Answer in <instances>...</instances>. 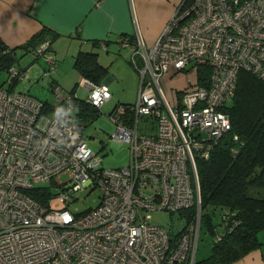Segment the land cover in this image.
Segmentation results:
<instances>
[{
  "label": "built area",
  "instance_id": "obj_1",
  "mask_svg": "<svg viewBox=\"0 0 264 264\" xmlns=\"http://www.w3.org/2000/svg\"><path fill=\"white\" fill-rule=\"evenodd\" d=\"M135 39L133 46L130 37L118 43L133 48L137 101L108 115L115 124L110 139L129 148L128 163L119 168L100 166L103 157L78 126L10 89L25 72L14 64L6 69L9 87L0 85V264L196 263L202 216L197 160H207L231 129L224 108L239 71L264 80V0H182L154 44ZM32 53L45 57L50 70L55 66L48 42ZM199 67L206 71L202 84ZM180 73L186 81L174 89L171 104L161 81ZM84 87L85 102L97 110L111 99L106 83L86 79ZM51 90L70 114L71 94L59 85ZM140 118L153 120V131L141 132ZM64 174L67 180L57 181ZM45 182L59 187L54 197L65 205L95 189L99 202L78 214L52 208L50 189L38 186ZM159 212L182 214L184 227L174 233L153 224L149 214Z\"/></svg>",
  "mask_w": 264,
  "mask_h": 264
},
{
  "label": "trees",
  "instance_id": "obj_2",
  "mask_svg": "<svg viewBox=\"0 0 264 264\" xmlns=\"http://www.w3.org/2000/svg\"><path fill=\"white\" fill-rule=\"evenodd\" d=\"M53 40L54 33L42 28L19 47L8 49L0 44V71L15 63L17 50L33 52L44 42L50 49ZM74 67L84 79L95 83H102L108 73L98 62L97 54L91 52H79ZM205 74V69L199 67L200 84ZM73 105L77 109L75 116L65 113L61 103H44L43 112L57 114L79 126L76 117H94L99 111L85 100L75 99ZM224 111L231 129L214 144L209 158L197 160L196 165L201 228L210 235L212 244L209 256L195 264H231L262 245L259 232L264 230V80L240 70L234 96ZM207 207L220 210L216 219L204 212Z\"/></svg>",
  "mask_w": 264,
  "mask_h": 264
},
{
  "label": "crops",
  "instance_id": "obj_3",
  "mask_svg": "<svg viewBox=\"0 0 264 264\" xmlns=\"http://www.w3.org/2000/svg\"><path fill=\"white\" fill-rule=\"evenodd\" d=\"M181 2L182 0H0V44L8 49L16 48L25 44L42 28H48L54 33L50 55L56 50L64 59L70 57L75 60L79 52L96 53L98 62L107 68L108 75L114 63H125L124 60H127L132 65L133 48L130 46L134 45L135 38L139 36L149 46L155 43ZM123 36L130 37L131 45L128 47L119 46L118 40ZM62 47L65 49L62 50ZM19 52L23 51H16L15 63ZM15 63L14 65L17 64ZM17 67L24 70L25 77L10 86L13 91L20 82L32 83L46 78L49 79L47 83L51 89L62 80L61 69L56 66V60L51 70L50 66L46 69L45 65H39L38 62L36 65ZM70 70L81 75L74 65ZM46 71L49 72L48 75H44ZM107 75L103 83L108 85L110 77L107 78ZM186 77L183 73L173 77L168 74L162 80L170 88L180 89L184 86ZM180 79H183L180 85H175ZM231 264H264V246Z\"/></svg>",
  "mask_w": 264,
  "mask_h": 264
},
{
  "label": "rangeland",
  "instance_id": "obj_4",
  "mask_svg": "<svg viewBox=\"0 0 264 264\" xmlns=\"http://www.w3.org/2000/svg\"><path fill=\"white\" fill-rule=\"evenodd\" d=\"M65 47H62L64 50ZM51 53V52H50ZM100 53L106 54L104 51ZM56 60V66L60 67V75H62V80L59 81V85L63 93H69L72 97V102L75 99L86 100L88 92L85 89V80L82 76H78L76 71L71 72L70 68L74 65V60L70 57L63 58V55L57 54L56 50L52 52V55ZM37 58L35 61L34 59ZM35 61V62H34ZM111 66L107 78L110 77L108 82L109 92L111 94V99L106 102L97 112L94 117H76V124L82 130L84 138L87 140L88 145L102 156L101 167L106 169L119 168L125 166L129 159V148L127 143L116 144L110 139V135L115 130V124L110 120L109 114L117 104H130L134 105L137 101L140 75L136 69L129 63V61L124 60ZM45 65L46 69L49 68L48 63L44 57H36L32 52L25 53L19 52L17 54V66L23 67L24 65L33 64ZM141 66V63H139ZM7 73L6 69L0 71V85L4 87H9L6 82ZM41 78V77H40ZM49 79L43 78L32 83L20 82L16 85L15 91L26 93L35 99L47 103L48 105L57 104L58 101L55 99L54 93L48 87ZM183 79L177 80L175 85H180ZM35 82V83H33ZM162 87L167 94L168 100L171 104L174 103L176 95L173 88H170L166 81H161ZM74 99V100H73ZM47 114L51 112L46 111ZM77 114V109L74 108L70 112V115L75 116ZM153 120L145 121L140 118V131L150 132L153 131L154 125ZM68 178L67 174L61 175L57 178V181L64 182ZM40 187H46L50 189L51 200L50 207L52 208H63L67 207L73 213H83L90 208L96 207L100 199V191L95 189L88 193V191H82L75 195V200L69 205L61 203L54 196L59 193V187L54 185L52 182H45L38 184ZM204 212H208L213 216L214 219L220 214L219 209H214L212 207H207ZM151 222L153 224L163 226L168 232H179L185 225V220L180 213L169 214L167 212L150 213ZM259 239L264 243V230L259 232ZM212 238L210 235L201 228L199 241L196 252V261L203 260L207 258L211 251ZM261 246H264L262 244Z\"/></svg>",
  "mask_w": 264,
  "mask_h": 264
},
{
  "label": "clouds",
  "instance_id": "obj_5",
  "mask_svg": "<svg viewBox=\"0 0 264 264\" xmlns=\"http://www.w3.org/2000/svg\"><path fill=\"white\" fill-rule=\"evenodd\" d=\"M58 111H60V110H58Z\"/></svg>",
  "mask_w": 264,
  "mask_h": 264
}]
</instances>
